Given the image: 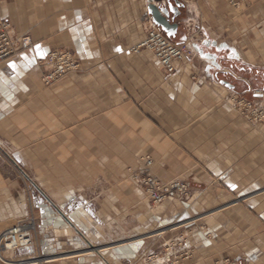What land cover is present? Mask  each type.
Listing matches in <instances>:
<instances>
[{"label":"crops","instance_id":"1","mask_svg":"<svg viewBox=\"0 0 264 264\" xmlns=\"http://www.w3.org/2000/svg\"><path fill=\"white\" fill-rule=\"evenodd\" d=\"M165 1L0 0V18L16 36L33 40L30 49L0 63L1 138L18 131L19 145L81 146L83 159L98 146L92 159L99 166L148 154L153 175L185 180L191 188L189 199H168L156 215L140 213L144 207L135 204L132 222L146 232L137 240L139 233L125 235L122 217H101L104 207L76 209L72 199L69 209L79 210L73 219L55 203L45 207L42 215L57 233L81 229L117 242L96 254L51 258V264H145L140 259L151 238L171 242L182 227L189 240L162 264H222L230 256L264 264V125L245 120L228 100L233 92L264 99V0H245L239 9L228 0H179L172 40L191 41L192 54L171 74L152 52L130 53L147 36L148 5ZM57 48L74 51L82 69L47 86L42 61ZM9 144L0 142L2 154L16 163L21 158L7 151ZM70 151L53 156L68 164ZM0 179V192L7 193ZM110 226L120 233L114 237Z\"/></svg>","mask_w":264,"mask_h":264},{"label":"rangeland","instance_id":"2","mask_svg":"<svg viewBox=\"0 0 264 264\" xmlns=\"http://www.w3.org/2000/svg\"><path fill=\"white\" fill-rule=\"evenodd\" d=\"M52 50L72 51L67 48ZM72 52L74 53V51ZM130 53L132 52L130 51ZM75 57L79 61L76 55ZM81 69L80 63L77 70L68 74L79 72ZM230 71L233 72V77H243L231 69ZM68 74L58 81L64 79ZM245 96L249 99L252 98L250 95ZM3 139L10 143L9 146H6L7 151L15 159L21 158V160L19 159L16 163L11 160L9 162L2 154L3 149L0 147V174L3 175L5 185L8 186L7 193L0 192V209L5 215V222H0V237L6 229L17 225V223H24L30 226L29 230L33 238L32 245L23 248V251H20L21 249L15 252L0 251V255L7 262L11 261L9 264H51V262H47L48 259L72 255L80 251L96 254L102 248L117 244L115 238H111L110 235L107 239H98L93 234H84L81 229L76 232L73 230L72 236L57 233L48 221V217L42 215V211L45 207L51 208L55 203L66 216L71 219L76 218L79 210L74 211L68 206V202L72 199L76 203V209L84 203H88L93 212H98V207H104V215L102 214L101 217H106L107 221L111 215L117 214L122 217L124 220L122 230L125 235L131 236V234L139 233V237L127 238L137 240L146 236L145 230L137 232V227L132 222L135 219L132 207L135 204H141L144 208L139 211L140 213L147 210L156 215L160 204L154 205L149 201L132 180L129 169H127L126 177L124 176L125 168L133 165L131 168L135 169L139 160L135 162H101V166H99L98 161L92 159V155L96 153L95 150L99 148L98 146L92 145L89 148L91 150L90 159H83L84 157L80 155L81 146L19 145L17 144L19 141L18 131L13 132L10 138L8 135H5L4 138L0 137V142H3ZM67 149L71 150V154H69L71 162L68 164L59 162L57 156H53L57 151L60 155L68 154ZM1 182L2 179H0V186H2ZM63 217L66 218L65 215ZM108 231L114 235L119 232V229L110 226ZM175 233L177 237L168 243H163V236L151 238L155 239L151 242V250L140 260L145 261V264H159L162 259L155 262L150 258L157 255L162 258L161 254L166 251L167 244L172 245L173 243V249H178L180 239L184 237L188 241L191 236V232L185 227L176 230ZM227 259L244 262L230 256V258L222 259L221 263L224 264ZM0 264L4 263L0 262Z\"/></svg>","mask_w":264,"mask_h":264},{"label":"built area","instance_id":"3","mask_svg":"<svg viewBox=\"0 0 264 264\" xmlns=\"http://www.w3.org/2000/svg\"><path fill=\"white\" fill-rule=\"evenodd\" d=\"M228 2L236 9H239L244 4L245 0H228ZM148 28L146 38L133 46L130 51L132 53H140L143 50H148L153 53L160 68L166 73H174L176 63L183 62L191 57L192 42H175L163 32V30L154 23L152 18L148 19ZM33 40L30 35L16 36L13 32L11 22L0 18V63L11 56L28 50L32 47ZM44 73L42 80L45 85L49 86L57 82L69 72H73L80 67L79 61L75 54L69 50H52L42 61ZM257 96L262 94L261 91H255ZM228 100L234 110L244 117L247 121L254 125H264V99L247 98L245 94L233 92L228 97ZM154 165V159L151 155H143L139 158L138 165L135 169L129 168L132 180L141 191L146 195L154 205L161 204L168 199L187 200L191 196L190 185L182 179H172L163 181L156 177L151 172V167ZM24 223L8 228L0 237V251L7 250L15 252L17 250L28 248L33 243L31 231ZM182 245L186 239H180ZM8 242L13 245L7 249ZM173 243L167 244V249L162 258L159 256L151 257L150 260L158 261L159 264L168 263L169 255L173 252ZM1 254V253H0ZM0 262L8 264L6 259L0 255ZM224 264H248L227 259ZM155 264V263H154Z\"/></svg>","mask_w":264,"mask_h":264},{"label":"water","instance_id":"4","mask_svg":"<svg viewBox=\"0 0 264 264\" xmlns=\"http://www.w3.org/2000/svg\"><path fill=\"white\" fill-rule=\"evenodd\" d=\"M182 4L179 0H166L164 3L155 4L151 2L148 5V13L156 25H158L169 38H174L179 29L177 18L181 15L180 8ZM232 89L235 86L227 81H223Z\"/></svg>","mask_w":264,"mask_h":264},{"label":"bare ground","instance_id":"5","mask_svg":"<svg viewBox=\"0 0 264 264\" xmlns=\"http://www.w3.org/2000/svg\"><path fill=\"white\" fill-rule=\"evenodd\" d=\"M27 227L30 228L29 225H28ZM32 227H33V226H32ZM6 230H7V229H6ZM6 230H5V231H6ZM5 231H4V232H5ZM4 232H3V233H4ZM9 247H13V245L10 244V242H8L7 249H8ZM9 258H10V257H9ZM51 261H52V260H50V259L47 260V262H51ZM10 262H11V261H10ZM8 264H9V263H8Z\"/></svg>","mask_w":264,"mask_h":264},{"label":"snow or ice","instance_id":"6","mask_svg":"<svg viewBox=\"0 0 264 264\" xmlns=\"http://www.w3.org/2000/svg\"><path fill=\"white\" fill-rule=\"evenodd\" d=\"M117 51H120V49H117Z\"/></svg>","mask_w":264,"mask_h":264}]
</instances>
